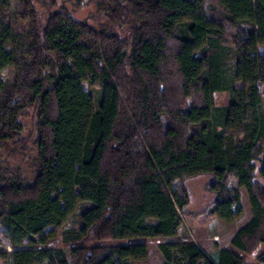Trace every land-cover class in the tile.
<instances>
[{
    "label": "trees",
    "instance_id": "16d2710c",
    "mask_svg": "<svg viewBox=\"0 0 264 264\" xmlns=\"http://www.w3.org/2000/svg\"><path fill=\"white\" fill-rule=\"evenodd\" d=\"M85 1L23 0L29 29L12 34L9 0H0V71L15 68L12 83L0 80V225L11 246H31L15 251L16 264L145 261L147 244L131 240L176 236L183 215L237 219L230 179L251 211L233 249L157 248L161 264H251L246 256L264 246V184L255 179L258 162L264 179V0H91L106 18L97 25L66 6ZM83 82L102 89L97 106ZM221 91L230 97L218 106ZM6 150L35 151L31 181L8 166ZM200 175L212 197L194 214L180 181ZM77 210V227L62 236L94 243L64 251L57 230ZM121 240L130 242L111 243Z\"/></svg>",
    "mask_w": 264,
    "mask_h": 264
},
{
    "label": "rangeland",
    "instance_id": "374dc122",
    "mask_svg": "<svg viewBox=\"0 0 264 264\" xmlns=\"http://www.w3.org/2000/svg\"><path fill=\"white\" fill-rule=\"evenodd\" d=\"M10 10L6 14V24L9 27L12 34H21L25 33L29 29V21L27 18H24L26 13L23 0H9ZM66 6L72 11V15L77 20L87 21L89 24L97 25L100 20L101 23L106 22L105 16L97 13L96 3L91 0H86L82 5L72 7L69 4ZM43 21L46 17V14L41 10ZM127 33L122 32L121 35L124 37ZM5 50H11V44L8 42L5 45ZM258 53L264 54V45H259L257 47ZM15 76L14 66H7L0 71V80L4 83H12ZM83 88L87 90L93 97L94 105L97 106L98 102L102 97V89H96L90 87L86 82H83ZM243 83L240 81L235 82V88H242ZM230 94L228 91H221L214 95L215 104L218 106L226 105L228 103ZM32 110L21 118V123L23 125V134L27 135L33 128L34 118L32 115ZM35 151L31 150L28 152L22 153H13L12 151L6 150L3 151V158L8 161V166L20 168V170L28 177V180H32V170L34 163ZM256 176L255 179L257 182L264 184V179L259 175V169L261 163L256 164ZM208 182V176L200 175L192 178H185L180 181L181 188L184 192V195L188 201V210L190 213H198L201 209L205 208L211 203L212 195L208 193L205 189V185ZM229 185L233 188H236L240 193L241 206L243 209L242 214L232 222H225L217 217L204 218L199 214L192 216L183 215L181 226L179 227L178 233L176 236L171 239L167 238H156L150 239L147 238L144 241L147 244V251L150 253V257L145 261H135L131 260L132 264H157L158 263V254H157V245L162 242L173 241V242H184L196 240L203 249L205 254L213 256L217 252V246L230 248V236H233V233L241 226H243L251 217L250 206L244 187H240L237 183V180L230 179ZM168 188L172 198H176L178 195V186L176 181H172L168 184ZM77 213L78 210L69 218L67 223L57 230V235L55 238V246L61 248L64 251H68L73 247L89 246L94 242H73L71 238L67 235L64 239L62 236V231L68 228L77 227ZM49 228L48 230H52ZM72 237V236H71ZM37 238V236L33 237ZM135 240H138L135 242ZM131 240L132 243H140L139 239ZM20 247H12L8 245V238L3 232V227L0 225V264H13L15 249L16 248H28L31 247L28 245L27 239L24 241ZM128 240H121V244H129ZM109 243V242H108ZM117 243V242H111ZM7 250H11L10 254H7ZM264 253V246H261L257 252L251 256H246V259L251 264H259L257 257ZM12 256V257H10Z\"/></svg>",
    "mask_w": 264,
    "mask_h": 264
},
{
    "label": "crops",
    "instance_id": "0c3cea01",
    "mask_svg": "<svg viewBox=\"0 0 264 264\" xmlns=\"http://www.w3.org/2000/svg\"><path fill=\"white\" fill-rule=\"evenodd\" d=\"M236 232V231H235ZM234 232V233H235ZM234 233H233V235H234ZM174 237V236H173ZM159 238H163V237H159ZM172 237H170V238H167V239H171ZM231 238H232V235L230 236V240H231ZM135 239H139L141 242L140 243H145L144 241H146V239L147 238H135ZM135 239H133V240H135ZM136 241H138V240H135V242ZM171 241V240H170ZM193 242H195L197 245H200L198 242H196V240H192ZM120 241H117V243H119ZM8 245L9 246H11L10 244H9V241H8ZM12 247H14V246H12ZM223 247H225V246H223ZM226 248V247H225ZM18 248H16L14 251H16ZM228 249H233L232 248V246H231V244H230V248H228ZM11 250H7V254L9 253H11L10 252ZM157 256H158V263L157 264H161V263H163L164 262V259H163V257H162V255H161V253L159 252V250H158V248H157ZM148 256L150 257V253H149V251H148ZM10 257H12V256H10ZM14 263L13 264H16V262H17V258H16V256H14Z\"/></svg>",
    "mask_w": 264,
    "mask_h": 264
}]
</instances>
